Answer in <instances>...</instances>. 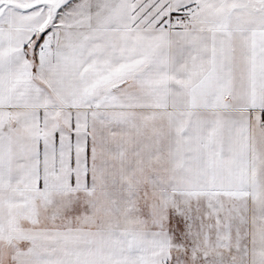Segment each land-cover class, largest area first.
Wrapping results in <instances>:
<instances>
[{
  "label": "snow or ice",
  "instance_id": "6c2138e0",
  "mask_svg": "<svg viewBox=\"0 0 264 264\" xmlns=\"http://www.w3.org/2000/svg\"><path fill=\"white\" fill-rule=\"evenodd\" d=\"M0 264H264V0H0Z\"/></svg>",
  "mask_w": 264,
  "mask_h": 264
}]
</instances>
